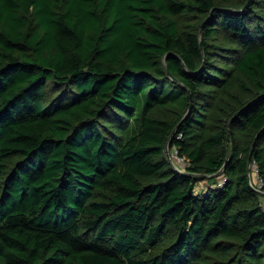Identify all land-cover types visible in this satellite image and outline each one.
Masks as SVG:
<instances>
[{"label": "trees", "instance_id": "16d2710c", "mask_svg": "<svg viewBox=\"0 0 264 264\" xmlns=\"http://www.w3.org/2000/svg\"><path fill=\"white\" fill-rule=\"evenodd\" d=\"M262 196L264 0H0V264H264Z\"/></svg>", "mask_w": 264, "mask_h": 264}, {"label": "rangeland", "instance_id": "374dc122", "mask_svg": "<svg viewBox=\"0 0 264 264\" xmlns=\"http://www.w3.org/2000/svg\"><path fill=\"white\" fill-rule=\"evenodd\" d=\"M210 50L216 55H213V61L215 64L221 65L222 61H228L231 57L235 56L236 54H240L243 49L241 47L240 42L238 39L231 37L228 33H226L223 29H219L213 38L210 39ZM210 90V88H207ZM104 123V121H102ZM169 154V155H168ZM166 158L169 161L170 159L175 158L174 151L169 150L168 153L165 152ZM169 156V157H168ZM171 164V162H169ZM253 172V170H252ZM256 174L252 176V180L255 179ZM222 175L217 176L214 181L212 180H201L199 181L194 190L196 193H199L201 190L206 189L210 184H220L222 182ZM261 201L264 204V196L260 197Z\"/></svg>", "mask_w": 264, "mask_h": 264}, {"label": "built area", "instance_id": "2783aa9c", "mask_svg": "<svg viewBox=\"0 0 264 264\" xmlns=\"http://www.w3.org/2000/svg\"><path fill=\"white\" fill-rule=\"evenodd\" d=\"M174 151L175 158L169 160L171 162V165L177 169L178 171H184L185 167L187 165L186 160L183 157H180L177 153V150L175 148L172 149ZM253 175L256 174L255 179L252 180V178L249 179L250 186L255 189L258 192H261L262 186H263V180L258 175L257 166L255 163L252 165ZM263 210H264V204H263Z\"/></svg>", "mask_w": 264, "mask_h": 264}, {"label": "water", "instance_id": "95a60500", "mask_svg": "<svg viewBox=\"0 0 264 264\" xmlns=\"http://www.w3.org/2000/svg\"><path fill=\"white\" fill-rule=\"evenodd\" d=\"M202 26H203V23H202V25H201V28H202ZM200 31H201V29H200ZM252 148H253V145H252ZM168 147H166V150H165V152H167L168 153ZM251 154H252V149H251V151H250V153H249V159L251 158ZM169 155V154H168ZM169 157V156H168ZM169 160H171L170 158H169Z\"/></svg>", "mask_w": 264, "mask_h": 264}]
</instances>
